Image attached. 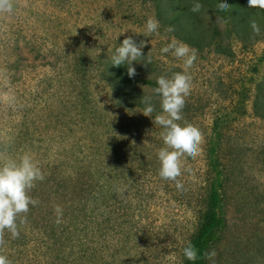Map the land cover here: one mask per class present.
I'll use <instances>...</instances> for the list:
<instances>
[{"label": "rangeland", "instance_id": "rangeland-1", "mask_svg": "<svg viewBox=\"0 0 264 264\" xmlns=\"http://www.w3.org/2000/svg\"><path fill=\"white\" fill-rule=\"evenodd\" d=\"M196 3L203 7L192 14ZM210 5L16 0L14 13L0 17V163L28 153L44 175L29 192L37 203L17 219L19 235L4 232L0 254L12 264H57L86 206L94 207V191L98 264H183L207 207L210 155L222 179L224 224L206 264H264L263 10L250 8L253 17L234 23ZM184 10L188 18L181 20ZM150 17L160 25L151 34ZM196 17L192 43L187 22ZM128 36L144 40L145 60L151 58L133 62L132 78L111 60ZM174 39L197 56L179 123L204 135L201 154L182 157V189L159 175L165 145L163 128L153 123L162 114L157 77L183 71L182 59L161 51ZM6 92L14 99L6 100ZM144 97L155 108L150 117L142 114ZM122 231L131 236L116 234Z\"/></svg>", "mask_w": 264, "mask_h": 264}, {"label": "clouds", "instance_id": "clouds-1", "mask_svg": "<svg viewBox=\"0 0 264 264\" xmlns=\"http://www.w3.org/2000/svg\"><path fill=\"white\" fill-rule=\"evenodd\" d=\"M247 4L248 8L264 10V0H247ZM230 6L225 0H220L217 8L220 11H227ZM202 7L201 4L196 3L193 5L192 11L199 12ZM15 9L16 0H0V17L12 15ZM159 27V21L155 18L150 17L146 21V31L149 34L157 32ZM251 28L255 35L260 34V27L255 20L252 21ZM168 30L172 31L173 29L169 27ZM145 45L144 40L137 43L132 37H125L115 49V54L111 56L112 64L115 66L126 65L127 75L130 78L134 77L136 69L132 66L133 62H143L145 65L151 62L150 57L145 60L146 55L142 52ZM161 51L163 53L171 51L173 56L182 59L183 71L174 72L170 78L165 75L157 77L158 86L153 89V92L160 97L162 109V114L156 115L153 123L163 128L161 135L165 145L158 151L159 175L162 179L175 181L177 189H182L183 185L177 179L182 174V157L196 158L199 156L204 142V135L198 127L187 122L183 125L179 123L183 119L182 110L185 105V97L190 94L192 87V77L188 70L193 66L197 56L195 49L175 39ZM2 95L9 101L14 99L7 92ZM142 103L145 105L142 114L150 117L155 111L151 97H144ZM2 159L3 162L0 163V244L4 242L3 236L6 229L14 238L19 235L17 219L29 211L30 205L37 203L29 195V192L34 187L35 181L44 179L37 162L28 153H24L18 159L7 156ZM55 211L58 215L57 223H59L62 209L56 206ZM24 222V219L20 220V223ZM183 254L190 261L198 258V252L190 242L183 249ZM215 255L214 250L205 253V257L210 260ZM0 264H12V262L7 256L0 254Z\"/></svg>", "mask_w": 264, "mask_h": 264}, {"label": "trees", "instance_id": "trees-1", "mask_svg": "<svg viewBox=\"0 0 264 264\" xmlns=\"http://www.w3.org/2000/svg\"><path fill=\"white\" fill-rule=\"evenodd\" d=\"M208 2L212 3V5H210L211 11L217 13L223 12L217 8L220 0H208ZM225 2L231 5L229 10H227V13L231 16L234 23L246 20L248 19V17H253V12H251L253 9L248 8V5L244 4L243 0H225ZM263 12L262 16H264ZM193 13L194 12L192 11V14ZM186 14L187 12L186 10H184L183 15L179 16L181 20L188 18V16L186 17ZM175 18L178 17L176 16ZM198 20L199 18L196 17L194 20L192 19L191 22H187V26L192 28V33L190 32V29L188 34H186L187 36L185 39L188 42L194 43V39L196 37H193L197 33L194 30L195 27L198 28V25L196 24ZM209 158V164L212 166V168L209 173L210 184L207 207L201 225L190 242L197 250L198 258L194 261H190L184 256L183 264H206L205 253H207L209 246L217 239L218 234L220 233L224 224V219L221 214L222 198L220 192L222 179L220 176V171L216 166L215 156L210 155ZM100 188L103 187L101 186ZM98 196H100V194L94 191V207L89 208L88 206H86L84 210V219L81 221L80 226L76 228L77 231L70 232V245L65 244L61 251L63 254V258L58 259L57 264H98V257L96 256L97 251L93 247V240L97 232L99 231V228L96 226L97 216L95 212V204L98 201ZM116 234L121 236L123 235L124 237L131 236L130 232L124 233V231L117 232ZM63 239L66 240L68 239V237L61 238L60 241H62ZM64 253L67 254L64 256ZM106 256L108 257L110 255L106 253Z\"/></svg>", "mask_w": 264, "mask_h": 264}]
</instances>
